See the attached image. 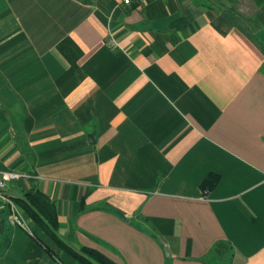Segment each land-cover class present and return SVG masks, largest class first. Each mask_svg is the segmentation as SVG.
I'll list each match as a JSON object with an SVG mask.
<instances>
[{"label": "crops", "instance_id": "0c3cea01", "mask_svg": "<svg viewBox=\"0 0 264 264\" xmlns=\"http://www.w3.org/2000/svg\"><path fill=\"white\" fill-rule=\"evenodd\" d=\"M0 169L77 252L264 264V0H0ZM19 209L0 264H80Z\"/></svg>", "mask_w": 264, "mask_h": 264}, {"label": "trees", "instance_id": "16d2710c", "mask_svg": "<svg viewBox=\"0 0 264 264\" xmlns=\"http://www.w3.org/2000/svg\"><path fill=\"white\" fill-rule=\"evenodd\" d=\"M218 180V174L209 173L200 185L203 193L206 194L211 191L218 183ZM14 201L39 226L42 232L51 242H53V244L67 251L74 258H76L80 264H117L96 250L84 247L80 252H77L64 243L57 234L55 214L49 212L35 195L26 193L24 197L15 198ZM36 238L39 240L38 237ZM39 241L41 242V240Z\"/></svg>", "mask_w": 264, "mask_h": 264}, {"label": "built area", "instance_id": "2783aa9c", "mask_svg": "<svg viewBox=\"0 0 264 264\" xmlns=\"http://www.w3.org/2000/svg\"><path fill=\"white\" fill-rule=\"evenodd\" d=\"M138 0H121L123 5H130L132 2ZM29 175L13 171L0 169V202L8 210V218L10 222L16 226L28 229L25 220L21 214L18 205L8 193L9 186L23 177ZM206 193V192H205Z\"/></svg>", "mask_w": 264, "mask_h": 264}, {"label": "water", "instance_id": "95a60500", "mask_svg": "<svg viewBox=\"0 0 264 264\" xmlns=\"http://www.w3.org/2000/svg\"><path fill=\"white\" fill-rule=\"evenodd\" d=\"M88 138H89V141H90L91 143H93L94 140H95V134H94V133L89 134V135H88Z\"/></svg>", "mask_w": 264, "mask_h": 264}]
</instances>
